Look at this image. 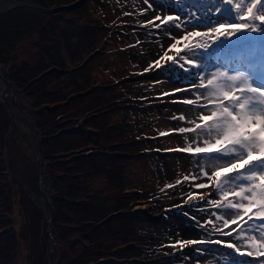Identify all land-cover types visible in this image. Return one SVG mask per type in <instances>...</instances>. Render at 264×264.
<instances>
[{
  "label": "rangeland",
  "instance_id": "rangeland-1",
  "mask_svg": "<svg viewBox=\"0 0 264 264\" xmlns=\"http://www.w3.org/2000/svg\"><path fill=\"white\" fill-rule=\"evenodd\" d=\"M36 1L40 5L50 4L51 7H55L66 5V3L72 4L76 0ZM211 1L213 3L211 2L212 4L209 3L208 5L214 8V11L217 12V15L215 17L209 16L210 18L207 19V23L201 26L198 25L197 22V20H199V18L204 15L203 12H201V14L199 12L201 11V0H82V3L78 6L76 5V7L82 6V9L84 8L83 10L85 12L89 11L93 15L95 19L92 21L94 25L90 27L91 29L88 28L87 30V28H79L78 25L76 26L71 23L69 24L68 22L64 23L65 33L60 39L62 40L61 60H63V64H48V67L45 71L47 72V75H49V79L47 82H50V84L52 85L57 83V81L61 80L62 78H65L64 81H68L70 78L68 77V73L70 71L72 72V70L78 71L76 73L77 75L75 76L77 77L80 75L79 72L81 69H87L90 67L91 72L86 76L88 77V82L82 80L81 78L79 80L77 79L76 81L79 83L81 82L82 84H84V86H88L89 84L91 85L87 87V89L85 90L86 92L87 90H90L91 87H94V81H98L100 83H111L112 87H110L114 93H117V88L123 85V89L125 90V92H129L130 89L132 93L134 92L135 94H139L141 86L144 82L145 85L147 84L145 88L148 91H152V93L161 92L159 96H154L153 98L149 97L150 100L148 104H151V102L154 100L156 101V103H158L164 98L172 100L173 97L162 95L165 90L167 88L172 89V87L178 84V86L183 87L185 85H188L189 81H191L192 91L183 93L178 92L176 93L177 97H186L187 99L191 100H195V98L197 97L196 99L198 101H209L214 99L219 100L217 104L209 105L207 109H198L189 107L188 105L185 106L176 103L159 106L145 105L144 108L141 103L138 104V115H142V117L144 115L151 116V119L153 120L151 129L154 130L153 134L155 135L150 138H142L141 140H145L143 144H141L140 146L135 144L128 149L133 150L137 146L138 148L140 147L139 149H141L142 151H150L151 149L162 150V154H160L157 159L158 163L155 170V179L157 180V182L159 181L161 189L160 191H162V193H166L167 197L162 198L159 196L152 200L150 198H142V196H138L137 199H134V193L127 192L129 193V195H131V200L127 203L128 207L126 208V210H129V212H132L135 215L139 214L140 216L138 217L142 221H150L147 226V230L152 231V234L156 241H153L150 244V247H142V245L140 247L136 246V251L138 253H130L129 255H127V257L124 258L120 257L119 259L118 257L110 254L109 256H104L102 259L104 260V262L102 264H133V262L135 261H142L143 263H146L150 262L152 259L157 260L169 256L173 257V259L178 258V260L182 262L181 264H253V262L257 259L246 255L247 259H245V261L242 263L231 261L228 257H226L224 253L225 248L221 247L222 245L212 243L213 240L225 241V237L223 234H221V231L229 232L231 229H233V227H236V225H240V227L242 226V221H238L237 224L222 227L224 225V220H231L232 216L230 214L225 215L215 205L204 202L210 198L219 199V197L216 195L215 190L216 177L211 175V173L215 170L216 167H221L224 169L227 162L226 159L219 155H199L195 163L192 164V159L189 158V153L187 154V156H185L179 153L175 154V152L169 149L177 145L178 148H181L180 146L184 147L185 143H187L185 138H181L182 136L178 135L177 138L175 135H173V137L171 138L169 137V135H161L162 132H168V128H178L184 125V122L180 121L177 118V116H179L181 112L187 115L186 117H188L186 118L189 125L188 127L194 128L197 123H203V121L200 120V116L211 115V111L213 108L218 109L222 105L232 107V104H228L224 100L223 102H221L223 99V93L231 89V87L224 86V82L227 77L223 75V73L234 75L236 74V72L242 71L250 77V71L253 68L257 67L259 69H262L264 72V40L260 39V37H264V32L255 34L256 42L255 46L253 47H249L247 43L243 45V43H245V41H243L245 40V36L249 34L244 33L243 35L237 34L234 37H227L228 42H230L231 48H206L210 45L218 44V41H220L221 38L220 37L218 39L214 33L208 34V32H206L208 29L216 27L219 23H224L227 25L236 22L234 24H240L248 23L251 20V18L247 19L246 16L243 15V12L246 11L247 6L251 3V0H233L235 4L239 3L242 9L240 13H237L235 4L232 5L233 9L230 12L235 14L236 18L234 19L230 18L228 15H225V9H227V6L231 5H224L223 0ZM100 2H103V8L99 6ZM56 3H59V5H57ZM259 6L260 5L256 7V11H260L264 8V2L261 4L260 8ZM76 7H72V9H75ZM193 7L195 8V12L199 13L198 19L194 18V12H192V10H194ZM181 9L183 11H181ZM217 9H220V11L218 12ZM62 10L52 11L54 14H59L60 12H62ZM129 10L133 13V15L136 14L135 17H137V25H142L146 29L145 35L151 42V44L149 45L150 48L152 47L151 51L145 50L143 48V42L142 40L139 41L140 34L135 26L124 28L125 26L121 24V14L123 12H129ZM157 14L161 15L162 18L165 15H173L174 17L179 16V20L175 21V23L179 24V29H167L164 25H161V29H156L154 24H148V21ZM59 17L60 16L56 17L58 21L61 20L59 19ZM106 17H108V19L110 20H118V22H120V26L124 28V31L127 34H130L131 32V36H134L135 46L137 47L139 52L143 54V65L141 66V63L138 61L135 62L138 65V68L135 70L136 73L134 74H142L143 72L145 73L151 71L145 70L150 69L151 62L162 55L163 51L165 50L168 51V54L170 56L179 58L180 63L183 64L185 68L190 67L185 64L186 60L188 59H195L196 63L199 64V68H193V70L189 73H184L182 70L177 68L172 69L170 72H168V75H166V77L153 75L154 77L148 81H144V79H139L138 81L135 80L134 83L136 86H138L137 89L139 91L134 88H127L133 82V79L130 78L131 76L125 77V79L122 78L120 81L113 79L111 81V79H109L108 77V74L103 73L99 68L100 66H103L105 64L110 65L116 62V60L110 58L109 62L111 61L112 63L106 62L103 59L108 56L104 53H99L94 57L89 58L91 57L90 53H93L96 48L102 45L105 36H107L109 31H116L114 29L115 27L113 26V22H110L108 19H106ZM123 19L124 18H122V20ZM156 23H160V21H156ZM120 32L121 30L117 31L116 33L119 34ZM191 32H199L200 35L188 36L187 39H183V37ZM30 39L31 38H28L26 36L21 43L15 45V47L17 48V52H19V55L26 56L27 54H30L29 51L32 50V45L29 41ZM176 40H180V43L177 45L184 46L183 52L181 53L176 52V49L169 50L168 48V46L171 43H174ZM111 43L113 44V42ZM111 43L106 46L109 47L110 45H112ZM197 44L205 45V48H192L193 45ZM235 44H237V46H239V48L241 49V51H239L240 53H237L235 51V48H237L233 47V45ZM215 49L218 50L217 55L214 52ZM86 59L87 62L85 63V65L77 67L79 63L84 62ZM254 59L255 61L252 62ZM247 64L251 67L248 68ZM1 68L3 71L2 73H4L2 65ZM185 77L189 79L188 82H186ZM176 78H178V81L176 80ZM201 79L203 80L204 85H207V81L209 79H211L213 83L212 85H207V90H204L202 88L200 89L197 86H194L195 83H200ZM65 83L66 82H61V84ZM239 84H241L240 81L234 82V86H237ZM28 85L24 87L20 86V88H18L17 86V92L15 94L17 103L19 102V104L21 105L20 107L28 111L30 110V112H32L31 114L33 115L34 109L31 108L28 96H26V93H29V91L26 92L27 89H25L28 87ZM24 92L26 93L24 94ZM1 93L7 97V100L2 97ZM10 93H12L10 85L8 83L3 84L0 81V160L1 163L5 165L4 170L1 171L5 175V180L8 182L7 187L9 185H12V198L14 199L15 203H17V205L13 204V208H11L13 209V217L11 219L12 221L9 222L8 220L3 219L5 223H1V231H5L6 229L10 228H14L18 231V229L22 226L23 212L20 205L21 201H26L27 204L25 205L29 206L27 207L29 215L31 218H34L33 208H31L32 205H30L29 200L31 202H34L35 200V202L38 203L40 212L45 220V229V217L49 214L50 210L49 208H47V198L44 196V194L41 193L40 188L38 187L39 182L37 177L38 167L36 166L37 164L35 156L37 152V148L35 145V135H33L34 132L31 128V125H28L29 123L27 119L23 115H21L20 111H17L16 108L12 105ZM244 98L245 97H242L241 100L243 101ZM131 103V100L119 96L117 102L113 101L112 103L104 107L102 106V108L100 109L107 111V113H109V116H114V119H116L121 111H123V106H128ZM60 106L55 109H59ZM102 110L100 111L102 112ZM92 111H89V113L84 118L72 117L71 119H69V115L63 114L60 116V120L66 119V122L68 124H71L74 128H77V130H93L88 122L92 118V116H89ZM94 112L96 111L94 110ZM134 125H136L135 121L133 122V126ZM59 131H57V133ZM198 131L199 130H197L196 132H188L187 136L189 138L190 144H194L195 147L204 145L202 143L204 139H208L210 143L214 142L215 136H199L197 134ZM39 135H41V132ZM199 138L200 143L198 142ZM90 142H88L89 145L87 146V148L83 150L84 152L96 150L95 147H91L92 143ZM190 144L189 146H191ZM105 150V152H110L112 154H121V151L116 147L114 149ZM52 161L55 162L54 157L49 159L47 158V156H43V160L40 165L41 172L44 173V177L41 178V184H44L45 193L48 195V197L54 196V194H56L53 190V178L48 176L49 174L47 171L48 164H50L48 162ZM133 172L135 178H143V176L147 173V169L146 166H143L139 163L136 164ZM205 173H208V175H205ZM197 184H206L210 186L201 189L196 187ZM126 190L129 191L128 187L126 188ZM228 190L235 191L237 189L229 188ZM209 194H211V196ZM189 195L193 196L192 200H189ZM33 198L34 200L32 201ZM230 199H233V202H237L238 200V198L232 197H230ZM163 200L170 202L169 204H165L164 202H162ZM148 201H153L154 205L147 206V203L145 204L144 202ZM171 201L173 203H171ZM196 201L201 202L197 204ZM224 203H227V201H224ZM142 204L144 205L140 206ZM221 216H223V219L219 218ZM153 217H157L158 219L154 221L151 219ZM192 222L195 224V226H193ZM10 224L12 226H10ZM246 226H242V229H244L243 236L241 237L240 235V229V233L234 236V243H232L237 245V247H240L241 252L245 253L247 251L253 250L251 248L252 241L248 240V237L253 235V233L247 231L248 227ZM51 227L52 224L49 227V229H51L49 240L46 239L47 235L45 229L44 239L46 242V247L47 240L51 243L53 242L55 247L53 234L57 231L52 230L53 228ZM216 228L222 229L220 232H216ZM203 232L205 234L207 233L208 239H204V237L201 238L200 234H203ZM237 232L238 230L236 231V233ZM258 239L259 236L257 235V240ZM20 240L23 244L22 248L24 250H22L23 256H20L17 262L18 264H30V252L28 251L29 246L26 240H23V238ZM183 240H203L207 241V243L186 245L181 247V243L179 242H182ZM244 241H247V246L242 247L241 245ZM47 248L45 249L46 264L48 262L47 258H49ZM59 249L60 250H57V252L53 249V258H51V260H53L52 264H69V262L67 263V261L70 260L68 259L69 251L65 249L66 254L62 255L61 251H63V249L61 247H59ZM232 251L234 250L232 249ZM238 256L242 255L238 254ZM259 259H264V257H260ZM87 264H90V262H88ZM94 264H100V262Z\"/></svg>",
  "mask_w": 264,
  "mask_h": 264
},
{
  "label": "trees",
  "instance_id": "trees-1",
  "mask_svg": "<svg viewBox=\"0 0 264 264\" xmlns=\"http://www.w3.org/2000/svg\"><path fill=\"white\" fill-rule=\"evenodd\" d=\"M99 4L101 8L104 7L103 2ZM46 6L51 7L50 4ZM83 9L82 6L75 9L66 7L59 14H54L52 10L19 5L3 11L0 13V64L4 69L3 74L7 75L18 88L29 84L25 88L29 93L24 92V94L26 93L29 104L34 109V124L42 135V156H47L49 159L54 157L55 160L48 162L50 164L47 167L48 176L53 178V190L56 193L54 196H49L51 207L54 208L51 228L57 231L53 234L54 251L57 252L61 247L63 249L61 254L65 255L68 250L69 264L88 262L102 264L104 256L110 254L119 259L124 258L130 253H138L136 246L150 247V244L156 241L152 231L147 230L150 221H142L138 217L139 214L135 215L126 210L127 203L131 200V195L127 192H133L134 199L138 196L151 199L159 196L163 198L167 197V194L160 191L159 181L155 179L157 159L160 155L158 150L142 151L137 146L133 150L128 149L132 145L143 144L145 140H141L142 136L153 135L151 116L138 115V107L135 103L123 106V111L116 119L114 116H109L107 111L100 109L113 101H118L119 96L124 94L123 85L117 88V93H114L111 83L94 81V87L85 92L91 85L84 86L76 81L81 78L88 82L86 76L91 72L90 67L81 69L77 77L75 76L78 71H70L68 81H64L65 78L59 80L66 82L65 84L57 81L52 85L47 82L49 79L47 73L40 74L47 69L48 64H63L60 39L65 33L64 23L78 25L79 28H87V30L94 25L93 15ZM135 15L130 10L123 12L121 16L124 19L121 18V24L125 26L124 28L135 26L143 42V48L151 51L152 47L149 46L151 42L145 35L146 30L142 25H136ZM57 16H60V21L56 19ZM108 20L116 22L115 24L118 25L116 31H109L102 45L90 53L89 58L104 53L108 56L103 59L106 62H109L110 58L116 60L114 63L110 61L109 63H112L110 65L100 66L99 69L107 73L111 81L112 79L120 81L122 78L132 76L138 68L135 62H140L142 66L144 57L135 46L131 32L127 34L118 20ZM119 30L123 32L117 34ZM26 36L31 38L29 41L32 50L29 51V55H19L15 45L21 43ZM109 43L112 45L107 47ZM146 85L143 82L139 91L138 86L132 82L127 88L137 89L139 95L143 96L149 93L145 88ZM60 102L61 106L57 110L39 109L50 103ZM92 110L96 113L88 122L93 130H77L68 124L66 119L60 120L63 114L69 115V119L84 118ZM134 121L136 125L133 126ZM88 142L92 143L91 147H95L96 150L88 152L85 156L83 150L89 145ZM115 147L121 151V154L105 152V149ZM139 163L147 169L143 178L134 176L133 171ZM4 166L0 160V224L5 223L3 219L12 221L11 208L13 204L17 205L12 198V185L7 187L8 182L2 173ZM127 187L129 191L126 190ZM29 202L33 208L34 218L29 215L26 201H21L23 222L18 231L14 228L1 231L2 224L0 225V264H18L17 261L23 256L22 250H24L20 240L22 238L29 246L30 264H46L45 220L38 203L35 200ZM162 202L169 204L170 201ZM49 206L48 203L47 208ZM113 212L117 213L107 216ZM133 264H181V262L178 259L162 258L152 259L146 263L135 261Z\"/></svg>",
  "mask_w": 264,
  "mask_h": 264
},
{
  "label": "snow or ice",
  "instance_id": "snow-or-ice-1",
  "mask_svg": "<svg viewBox=\"0 0 264 264\" xmlns=\"http://www.w3.org/2000/svg\"><path fill=\"white\" fill-rule=\"evenodd\" d=\"M224 5H232L233 0H223ZM262 4V0H251V3L247 6L243 15L250 17L251 20L248 23L240 24H224L219 23L216 27L209 29L210 33H214L219 39L220 37H234L237 34L242 33H262L264 28L260 25H264V15H256L254 9L256 6ZM237 13L242 11L239 3L235 4ZM219 12L220 9H217ZM179 20V16L165 15L163 18L161 15H154L152 19L148 21V24H154L156 29H161V25H164L167 29L176 28L179 29V24L175 23ZM160 21V23H156ZM172 22V23H169ZM259 22V23H257ZM199 32L188 33L183 39H187L188 36H198ZM180 40H176L171 43L168 48L177 49V44ZM187 47V46H185ZM181 50L177 49L179 53ZM163 61V63H162ZM192 67L185 68L180 63V59L174 56H170L168 51H163V54L154 59L150 64V69L157 73L163 70L169 65H174L184 73H189L194 68H199V64L195 61L189 60L187 62ZM227 77L224 82L225 87H234V82L240 81L242 85L239 88L240 95H236L234 92H224L223 100L233 106L222 105L218 109L213 108L211 115H201L200 120L202 124L197 123L194 128L181 127L179 133L196 132L200 131L203 136L212 137L215 136L214 142L210 143L208 139H204L202 143L203 147L197 146L195 148L186 147L177 149L185 153L195 155H219L226 159L225 167L229 169L227 172H223V168L216 167L211 175L216 177V195L219 199L210 198L206 203L215 205L225 215L230 214L231 220H224V226L237 224L238 221H242L245 225H248L247 231L253 233L248 240L252 241V251L241 252V248L237 245L228 243L224 240L212 241L213 243L220 244L222 246L233 249L240 255H247L249 257L257 258L253 264H264V86L259 84L253 85L251 78L242 71L236 72L234 75H228L223 73ZM212 80L207 81V85H212ZM192 82L189 81L188 85L178 87L171 92L164 93V96L173 97L170 101L176 104L193 105L195 102L191 99H185L183 97H177V92H190ZM207 85H204L203 80L200 81V87L207 90ZM243 102H241V98ZM200 108L207 109L209 105H199ZM180 119H184L183 116ZM171 132L161 133V135H171ZM253 157H255L253 159ZM208 175V173H205ZM210 185L197 184V188H206ZM229 188H236L235 191H229ZM211 196V194H209ZM232 198H238L237 202H233ZM189 200L193 199L192 195H189ZM227 201V203H224ZM246 201V202H245ZM201 201H196L199 204ZM246 217V219H245ZM223 219V216L219 217ZM216 232H220V228L215 229ZM236 231V229H233ZM244 229H241V237L243 236ZM224 236H231L230 232H224ZM257 235L259 239L257 240ZM181 247L186 245L203 244L207 241L203 240H183ZM242 247L247 246V241L242 242Z\"/></svg>",
  "mask_w": 264,
  "mask_h": 264
},
{
  "label": "water",
  "instance_id": "water-1",
  "mask_svg": "<svg viewBox=\"0 0 264 264\" xmlns=\"http://www.w3.org/2000/svg\"><path fill=\"white\" fill-rule=\"evenodd\" d=\"M81 3H82V0H76L72 4H67L66 3V5H61V6H58V7L57 6H55V7H46V6L40 5V4L36 3V1H32V0H0V12H3V10L5 11L7 9L13 8V6H19V5L32 6V7L36 6L37 8L43 9V10H45V8H46V9H52L54 11L55 10L58 11V10H62L64 8H66V7L67 8L76 7V5L78 6ZM248 18H250V17H248ZM86 62H87V59L84 62H82L80 65H83ZM45 71H42V73H40V74H46L47 72H45ZM2 72L3 71H2V68H1V64H0V81L3 84H7L8 83L10 85L11 90H12V93H10L11 94L12 105L16 108L17 111H20L21 115H23L27 119V121L29 123L28 125H31V128H32V130L34 132L33 135H35V139H36V144L35 145H36V148H37V152H36L35 156H36V164H37L36 166L38 167V175H37V177H38V182H39V186L38 187L40 188L41 193L44 194V196L47 198L48 203L50 205L49 206V208H50L49 214L45 217L46 218V227H45V229H46V235H47L46 239L49 240L50 232H51V229H49V227L52 224L51 223L52 222V218L51 217L53 216V207H51V204H50V197H48V195L45 193L44 184H41V178L44 177L43 176L44 173L41 172V169H40L41 168L40 165H41L42 160H43V156L41 155L42 154V145H41L42 135H39L40 131H39L38 127L34 124L35 122L33 120V115L31 114L32 112H30V110L28 111V110L20 107V104H17L16 94H15L17 92V86L15 84H13L12 81L8 78V76L7 75L5 76V74H3ZM153 75H155L154 71H152L151 73H146V74L142 73V74H139L138 76H135V79L136 78L152 79ZM37 77L38 76H36L35 78H37ZM80 93H82V92H80ZM1 95H2V97L4 99L7 100V97L4 94L1 93ZM165 102L169 103V101H166V100H165ZM60 104H61V102L60 103H56V104L55 103L54 104L50 103L49 105H46L43 108L40 107L39 109H41V110H45V109L46 110H50V109L53 110V109L57 108L58 106H60ZM92 114H95L94 111H92V113L89 116H92ZM84 155L86 156L87 153H85ZM116 213L117 212H113L112 214H109L107 216L110 217L111 215L116 214ZM107 216L105 218H107ZM151 219L155 221L158 218L157 217H153ZM48 240H47V247H48L47 250H48V253H49V258H47V260H48L47 264H52L53 260H51V258H53L54 243L53 242L51 243Z\"/></svg>",
  "mask_w": 264,
  "mask_h": 264
},
{
  "label": "crops",
  "instance_id": "crops-1",
  "mask_svg": "<svg viewBox=\"0 0 264 264\" xmlns=\"http://www.w3.org/2000/svg\"><path fill=\"white\" fill-rule=\"evenodd\" d=\"M181 114H184V113L181 112ZM186 116H187V115H183V118H184V119H181V121L184 122V125H183L182 127L188 128L189 125H188V123H187V119H186V118H188V117H186ZM179 128H181V127H178V128H177V127H176V128H175V127H173V128H172V127H171V128H168V129H170V132L173 133V134L169 135V137H170V138L173 137L172 135H175L176 138H177V135H178V136H182L181 138H185V140H186L187 143H185L184 147H182V146H180V147H181V148L190 147V146H189V144H190V143H189V138H188V136H187V135H188V132H187V133H179L178 131H176V130H178ZM197 134H198L199 136L202 135V134H200L199 131L197 132ZM199 136H198V137H199ZM176 138H175V139H176ZM198 142L200 143V138H199ZM190 145L192 146V145H194V144H190ZM196 158H197V157H196Z\"/></svg>",
  "mask_w": 264,
  "mask_h": 264
},
{
  "label": "bare ground",
  "instance_id": "bare-ground-1",
  "mask_svg": "<svg viewBox=\"0 0 264 264\" xmlns=\"http://www.w3.org/2000/svg\"><path fill=\"white\" fill-rule=\"evenodd\" d=\"M260 6H261V5H260ZM260 6H259V8H260ZM257 7H258V6H257ZM263 10H264V8L261 9L260 12H262ZM260 12H259V13H260ZM255 13H256L257 16H258V15H264V12H262L263 14H259L258 12H255ZM234 23H236V22H234ZM177 47H178V46H177ZM250 52H251V51H250ZM192 60H193V59H192ZM193 61H195V60H193ZM195 63H196V62H195ZM251 73H252V72H251ZM250 78H251V77H250ZM263 79H264V74H263ZM251 81H253L252 78H251ZM262 82H263V84H264V81H262ZM241 85H242V84H239V86H241ZM244 86H246V85H244ZM174 87L177 88L178 86L175 85ZM174 87H172V88H174ZM234 87H236V86H234ZM246 87H247V86H246ZM231 88H232V87H231ZM167 89H171V88H167ZM167 89H166V90H167ZM225 92H226V91H225ZM160 93H161V92H160ZM234 93H235L236 95H240L239 89H238L237 91H235ZM179 97H180V96H179ZM241 99H242V98H241ZM199 102L202 103L203 101H199ZM241 102H243V101L241 100ZM172 134H173V133H172ZM172 136H173V135H172ZM177 147H178V146H175V147H173V148H176V149H177ZM201 147H203V146H201ZM194 148H195V147H194ZM171 149H172V148H171ZM172 151H173V150H172ZM224 170H229V169H228L227 167H224L223 171H224ZM143 205H144V204H142V205H140V206H143Z\"/></svg>",
  "mask_w": 264,
  "mask_h": 264
},
{
  "label": "flooded vegetation",
  "instance_id": "flooded-vegetation-1",
  "mask_svg": "<svg viewBox=\"0 0 264 264\" xmlns=\"http://www.w3.org/2000/svg\"><path fill=\"white\" fill-rule=\"evenodd\" d=\"M223 15V14H222ZM192 224H193V226H195V224L192 222ZM246 227H248V226H246ZM224 232H221V234H223ZM203 234L205 235V233L203 232ZM203 234H200V236H202ZM223 248H225V250H226V246H222Z\"/></svg>",
  "mask_w": 264,
  "mask_h": 264
}]
</instances>
